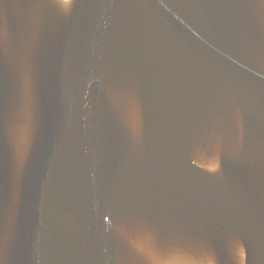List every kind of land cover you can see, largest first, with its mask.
Masks as SVG:
<instances>
[{
  "label": "water",
  "instance_id": "water-1",
  "mask_svg": "<svg viewBox=\"0 0 264 264\" xmlns=\"http://www.w3.org/2000/svg\"><path fill=\"white\" fill-rule=\"evenodd\" d=\"M0 264H264V0H0Z\"/></svg>",
  "mask_w": 264,
  "mask_h": 264
},
{
  "label": "snow or ice",
  "instance_id": "snow-or-ice-1",
  "mask_svg": "<svg viewBox=\"0 0 264 264\" xmlns=\"http://www.w3.org/2000/svg\"><path fill=\"white\" fill-rule=\"evenodd\" d=\"M66 2V0H65ZM146 243L153 250L163 251L165 250V246L172 243V238L162 235V234H153L149 233L145 237Z\"/></svg>",
  "mask_w": 264,
  "mask_h": 264
}]
</instances>
